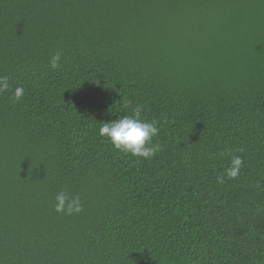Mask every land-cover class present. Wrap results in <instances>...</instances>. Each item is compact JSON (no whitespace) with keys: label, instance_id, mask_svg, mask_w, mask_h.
<instances>
[{"label":"trees","instance_id":"obj_1","mask_svg":"<svg viewBox=\"0 0 264 264\" xmlns=\"http://www.w3.org/2000/svg\"><path fill=\"white\" fill-rule=\"evenodd\" d=\"M0 76V264H264V0H0Z\"/></svg>","mask_w":264,"mask_h":264},{"label":"clouds","instance_id":"obj_2","mask_svg":"<svg viewBox=\"0 0 264 264\" xmlns=\"http://www.w3.org/2000/svg\"><path fill=\"white\" fill-rule=\"evenodd\" d=\"M60 54L51 56L49 65L56 69L60 67ZM9 88L8 78L0 76V92ZM24 95L22 87H16L13 92L14 101H19ZM142 106L136 105L130 115H124L104 122L98 130V135L106 137L113 147L125 154L134 157L151 159L161 150L159 144H153L152 138L157 136L159 128L154 121L148 122L141 118ZM243 166V159L239 155H233L223 174L217 176L218 184H223L226 179H235L239 176ZM54 210L58 213L72 215L82 210L79 195H71L61 190L54 197Z\"/></svg>","mask_w":264,"mask_h":264}]
</instances>
